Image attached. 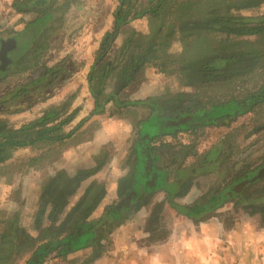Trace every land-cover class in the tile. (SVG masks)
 <instances>
[{
	"label": "trees",
	"instance_id": "trees-1",
	"mask_svg": "<svg viewBox=\"0 0 264 264\" xmlns=\"http://www.w3.org/2000/svg\"><path fill=\"white\" fill-rule=\"evenodd\" d=\"M174 1L119 0L113 13L114 31L103 35L92 54L88 84L93 107L82 123L105 114L109 105L116 109L150 106V112L137 123L130 140L125 159L129 177L120 181L116 202L91 220L81 202L76 201L72 209L61 197L52 203L47 194L52 187L44 186L46 189L38 203L40 243L24 264H43L51 253L54 259H63L77 249H94L103 231L111 232L123 221L122 216L127 218L126 215L138 211L157 191L166 194L168 204L178 214L196 222L217 214L218 209L232 201L246 216L260 210L264 214V187L249 195L245 193L249 185L264 180L261 168H251L264 134V14L239 13L261 7L264 0H226L225 8L235 14L214 15L186 26H176V33L193 28L204 35L206 41H202L194 59L181 65L168 59L158 70L163 74L175 71L186 77L195 85L194 91L178 92L169 107H161L156 96L143 101L119 98L149 59L148 54L142 55L136 35H130L124 39L118 59L107 60L118 31L144 16H170ZM56 2L16 0L13 3L15 13H27L29 19L12 35L15 40L12 51L6 56L0 53L1 60L7 63L3 67L0 63V75H8L10 67L20 61L22 54L30 57L29 64L35 75L0 96V112L22 104L29 96L40 98L45 91H51L55 83L66 82L71 77L70 65L68 70L64 62L52 67L42 62L49 47L41 43V33L64 16L65 7L57 6ZM76 5L82 10L81 3ZM189 9L198 10V4L191 0ZM96 71H100V75L96 78L97 85L93 86ZM55 116L52 109L46 110L19 129L0 123V166L7 164L12 154L23 147L69 138L72 133L59 137L57 134L76 118V112L50 123ZM18 133L27 141L21 143ZM203 144L206 148L200 149ZM84 173L91 174V171ZM212 173L216 182L203 198L196 199L190 206L173 201L184 196L191 182ZM22 208L12 209L9 215L0 209V264H13L20 225L27 217Z\"/></svg>",
	"mask_w": 264,
	"mask_h": 264
},
{
	"label": "rangeland",
	"instance_id": "rangeland-1",
	"mask_svg": "<svg viewBox=\"0 0 264 264\" xmlns=\"http://www.w3.org/2000/svg\"><path fill=\"white\" fill-rule=\"evenodd\" d=\"M15 1L0 0V35L2 36H12L20 31L29 19L27 13L22 15L15 13L12 9ZM116 1L118 5L119 1ZM192 1L198 4V10L189 9L191 0H175L170 16L146 19L147 21L156 19V22H149L151 25H146L144 20L138 22L132 28L136 31L142 25L143 28L139 32L130 33L129 28L126 32H118L117 40L109 52L107 60L118 59L124 39L131 34L136 35L142 55L148 54L149 59V63L140 74L119 95L121 100L143 101L156 96L161 107H169L178 92L195 90V85L189 83L186 77L177 74V72L163 74L158 70L159 66L168 59H174L177 61V65L194 59V55L202 46V41H206V37L201 33H196L193 28L176 33V26H186L193 21L204 20L214 15L235 14V12L225 8L226 0ZM93 2L97 1H84L86 9L83 11L78 10L76 5L78 3L83 5L82 0H71V2L57 0V6L65 7L64 16L57 24L50 23L41 33V43L49 47L42 57V62L49 67L64 62L65 68L68 70L70 65L71 77L66 82L55 83V87H51V91H45V95L40 98L29 96L28 100H22V104L2 109L0 112V123L15 129H19L22 124L34 120L49 109L56 113L50 123L63 119L69 113L76 112V118L57 134L59 137L72 133L69 138L61 142H41L33 147H23L12 154L7 164L0 166V209L9 215L12 209L23 206L22 213L24 210L27 215L20 225L21 235L17 252L13 256V264H24L40 243L41 227L38 223V203L41 194L46 189L44 186L52 187L47 190L48 198L51 196L49 200L51 199L52 203H56L61 197V201L69 209H72L76 201L81 202L84 209L88 210L91 220L98 218L118 198L117 190L120 181L129 177L125 159L130 149V140L136 131L137 123L145 119L150 112L149 105H137L122 109H116L109 105L105 114L93 116L82 123L93 107L88 84L92 54L103 35L113 31V25L107 12H97L95 9L98 5L93 9ZM89 10L92 13L95 12V14L91 13V17V14L88 15ZM239 13L264 14V4L259 8ZM100 19L101 23L98 26ZM81 25L90 26V29L94 28L93 39L83 40L81 35L79 36L80 30L83 29ZM85 48H87V53L84 52ZM18 60L20 61L10 67L8 75H0V96L14 86L34 77L35 70L30 67V57L22 54ZM6 64L5 62L3 66ZM99 75L100 71H96L95 78L93 77L95 81H92L93 86L97 85L96 78ZM17 137L21 143L27 141L26 137L20 133ZM260 145L261 149L256 154L251 168H261L260 174L264 176V134ZM204 148L206 145L203 144L200 149ZM84 171H91V174L84 173L83 175ZM215 178L213 173L209 174V177H198L191 182L190 189L183 197L173 201L180 205L190 206L193 201L201 199L207 194V191L216 182ZM262 187H264V180L249 185L245 189V193L246 195L252 194ZM97 199L100 201L98 200L99 202L96 204ZM163 209H170L184 222H190L187 217H182L168 204L164 192L157 191L152 199L138 211L126 215L129 216L127 218L122 216L123 221L118 222L116 228L111 232L103 231L101 233L103 236L101 237L100 234L97 238H100L99 242L97 240L99 246L96 243L93 251L97 253L98 248L107 239L113 238L114 231H117L116 240H118L121 250L124 251L123 259L127 264H136L130 256L132 241L135 239V242H138V239L135 238L137 234L144 235L143 239L146 238L147 234L144 229L146 223H148L147 227H155V234L160 232L159 228L163 224L161 222ZM31 212L32 215H30ZM139 213H142L137 216L140 217L142 229L127 228L126 223H131V218ZM145 216H148L149 219L147 220ZM211 221L214 222L210 224ZM200 226L202 227V236H208L200 253L211 255L214 253L218 256L237 257L238 259L248 257L253 261L260 259L259 264H264L263 211L260 210L251 216H246L241 208L232 201L218 209L217 214L203 218ZM209 227L215 231L214 235L209 233ZM117 228L119 231L116 230ZM185 232V237L188 238L189 229ZM149 238H151L150 235ZM154 238L156 237L154 236ZM229 242L233 244L231 245ZM186 249L188 252L189 248ZM191 252H194V245H192ZM49 256H54V254L51 253ZM52 260L53 258L48 257L43 264H52ZM185 264L193 263L185 262Z\"/></svg>",
	"mask_w": 264,
	"mask_h": 264
},
{
	"label": "crops",
	"instance_id": "crops-1",
	"mask_svg": "<svg viewBox=\"0 0 264 264\" xmlns=\"http://www.w3.org/2000/svg\"><path fill=\"white\" fill-rule=\"evenodd\" d=\"M82 1H83V5L81 4V6H83L82 10L85 11L86 8H84L85 7L84 1L86 0H82ZM96 1L97 2H93V9H95L96 5H98L97 9H95L97 10V12L106 11L110 22L112 23V25H114L113 13L116 9L115 6L117 5V1L116 0H96ZM69 2H71V0H69ZM91 13L92 11L89 10L88 15H90ZM92 14H95V12ZM92 14L90 15V17L92 16ZM17 15H22V14H17ZM90 17L88 18L90 19ZM146 19H152V17L144 16L140 19L132 20L128 25L121 27L119 31L126 32L129 28L130 33L139 32L141 31V28H143L142 25H140V27L136 29V31L135 29L133 30L132 28L138 22H142L144 20L146 21L145 22L146 25L149 24L151 25V23L149 22H153V21L156 22V19L154 18L152 21L150 20L147 21ZM95 23H97L96 20ZM100 23H101V19L99 20L98 26L100 25ZM82 26L83 25H81V27ZM93 29L94 28L90 29V26L84 25L83 29L80 30L79 32V36L81 35V38L83 40L93 39L94 37ZM131 35H135V34H131ZM84 52L87 53V48H85ZM140 214L142 213L134 215L131 218V223H126L127 228L131 227V230H134L135 228L142 229L140 227L142 226L140 225V217H137ZM149 217H150V213H149ZM149 217L147 216L146 219L148 220ZM182 217L186 218L185 216ZM161 218H162L161 222L163 224L161 223L162 226L159 228L160 230L159 233L155 234L154 233L155 227L153 226L147 227L148 223H146L144 227L147 234L146 238L143 239L144 235L137 234L135 238L138 239V242H135V239L132 241L130 256L131 258H133L132 260H134L136 264H171L170 262L174 264H185V262L187 263L191 262L193 264H259L260 263V259L255 260L256 261L255 263L253 259L248 257L238 259L237 257L229 258L224 256H218L217 254L214 253H212V255L200 253V250L202 249V245H204V242L208 240V236L207 237L202 236V232H201L202 227L200 226L201 222H196L195 220L190 218H187L189 219L190 222H184L183 219H181L177 214H175L170 209H163ZM212 222L214 221H211L210 224ZM209 228H210L209 233L210 234L212 233L214 235L215 231L214 230L212 231L211 227ZM188 229H189V237L186 238L185 231ZM116 230L119 231V228H117ZM116 233L117 231H114L112 235L113 238L107 239L108 242L106 241L103 245H101L98 248L97 253L93 251L94 249L87 247V248L77 249L76 251L70 253L68 256H66L63 259H54L53 258L54 256H49V258L50 257L53 258L52 264L54 263L55 264H127V262L123 259L124 251L121 250L119 242L118 240H116ZM149 235L151 236V238H149ZM153 235L156 238H154ZM100 236L102 237L103 234H101ZM211 239L212 237L210 238V240ZM97 240L99 242L100 238ZM98 242L96 241V243ZM229 243L231 245L233 244L232 242ZM192 245H194L193 253L191 252ZM97 246H99V243L97 244ZM187 247L189 248L188 252L186 249Z\"/></svg>",
	"mask_w": 264,
	"mask_h": 264
},
{
	"label": "flooded vegetation",
	"instance_id": "flooded-vegetation-1",
	"mask_svg": "<svg viewBox=\"0 0 264 264\" xmlns=\"http://www.w3.org/2000/svg\"><path fill=\"white\" fill-rule=\"evenodd\" d=\"M15 43V40L13 39V36H2L0 35V53L6 56L9 52L12 51L14 48L13 44ZM6 44V46H5ZM1 54H0V63L2 64L1 67H3V64L5 63L3 60H1Z\"/></svg>",
	"mask_w": 264,
	"mask_h": 264
},
{
	"label": "water",
	"instance_id": "water-1",
	"mask_svg": "<svg viewBox=\"0 0 264 264\" xmlns=\"http://www.w3.org/2000/svg\"><path fill=\"white\" fill-rule=\"evenodd\" d=\"M14 43V42H13ZM5 46H6V44H5ZM13 46H15V43L13 44Z\"/></svg>",
	"mask_w": 264,
	"mask_h": 264
}]
</instances>
